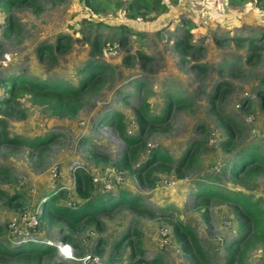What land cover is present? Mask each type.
Listing matches in <instances>:
<instances>
[{
  "label": "rangeland",
  "instance_id": "rangeland-1",
  "mask_svg": "<svg viewBox=\"0 0 264 264\" xmlns=\"http://www.w3.org/2000/svg\"><path fill=\"white\" fill-rule=\"evenodd\" d=\"M163 1L166 12L144 22L125 20L120 10L108 13L110 18L92 14L80 0H35L13 4L6 11L0 8V79L21 74L38 81H75V68L89 55L86 32L94 34L81 24L82 18L111 19L142 33L141 37L131 31L125 33L122 43L113 30L97 28V37L106 45L95 57L112 67L113 74L96 92L83 96L74 117L51 115L33 102V92L21 89L9 108L0 104V129L6 137L17 136L25 141L47 136V141L35 148L24 142L9 145L0 141V244L14 248L35 239L53 247L38 262L0 255V264H80L76 260L87 255H93L101 264H152L154 257L163 264H203L176 239L172 233L175 223L192 230L205 264H264V235L255 234L244 215L228 202L215 196L201 198L195 190V183L203 182L223 192L245 193L263 211L264 227V166L239 182L222 172L248 143H259L264 148V103L260 104L255 94L264 90L260 83L264 77V44L253 51L247 44L227 40L230 36L242 38L264 32V9L249 1L234 5L228 0ZM180 17L189 20L190 42L200 47L198 51L187 50L181 57L173 46L180 34V27H176ZM7 20L10 30L3 34ZM59 34L71 37L70 48L56 52L52 59L44 53L38 57L37 45L53 44ZM137 50L148 59L133 57ZM196 65L204 66L203 72ZM141 81L151 90L149 93L138 87ZM218 83L225 92L220 99V95L212 99L210 95ZM4 85L0 83V98L7 97ZM173 93L184 102L172 98L163 114L164 99ZM141 99L146 100L148 113L160 119L154 122L152 132L142 135L144 146L132 164L141 165L149 148L160 147L169 152L174 165L189 145L196 148V159L190 167L180 169V178L173 171L160 173L150 185L138 182L133 173L117 174L114 168L125 143L110 125L108 115L121 113L125 134L137 135L132 110ZM223 116L235 124L228 153L219 147L224 138L219 121L227 118L218 119ZM91 150L104 159L94 165L88 155ZM83 167L88 172L97 171L100 179L107 178L102 182L138 195L141 206H119L100 218L103 224L99 227L85 223L74 231L62 222L48 224L38 217L34 226L22 222L23 213L40 214L39 197L52 186L59 185L66 191L63 203L72 202V172ZM95 188L96 194H101L100 185ZM63 235L71 237V243L66 244L72 259L64 258L56 249L63 243ZM239 238L240 249L231 256L227 247L235 246Z\"/></svg>",
  "mask_w": 264,
  "mask_h": 264
},
{
  "label": "trees",
  "instance_id": "trees-1",
  "mask_svg": "<svg viewBox=\"0 0 264 264\" xmlns=\"http://www.w3.org/2000/svg\"><path fill=\"white\" fill-rule=\"evenodd\" d=\"M53 1L58 3L61 0ZM246 1L251 2L252 5L258 9H264V0H228V3L234 5L235 3H243ZM33 2H35V0H0V8L6 11L13 4ZM80 2L81 5L92 14L108 16V18H110L111 15H108V13L120 10L123 19L130 21L139 20L144 22L152 20L158 15L165 13L167 10V5L163 0H80ZM82 19L84 21H82L81 24H84L87 30H92L94 34L92 35L90 31L86 32L88 34L87 44H89V55L86 59L82 60L77 68H75L76 80L66 81L60 78H52L51 80L44 79L38 81L34 80V78L24 77L21 74L8 75L4 79H0V83L5 82L3 87L5 90L4 92L7 94L6 98H0V104L5 103V107L9 108V102L17 96V92L21 89V92H33V102L42 105L53 116L58 118H70L77 114L82 106L81 100L83 96L96 92L113 74L112 67L95 57V55L102 50L103 46L106 45L97 37V28L103 26L113 30L112 34L120 36L118 42L122 43L125 42V33L130 31L131 33L134 32L125 24L115 23L111 19ZM178 22L179 24L176 27H180V34H178V37L173 41V46L179 57L185 55L186 51L192 48L198 51L200 47H194L190 42L191 33L188 29L189 20L180 17ZM9 30L10 21L7 20L3 28V34H6ZM134 33L139 37L142 35L140 32ZM227 40L241 45L247 44L250 50L255 51L260 49L264 44V32L242 38L230 36ZM218 43H221V40ZM70 46L71 37L68 34H59L56 36L53 44L39 43L36 47V53L38 57H40L41 53H44L43 56H46L47 59H52L56 52H65ZM128 57L129 56L125 57L124 61H127ZM133 57L141 61L148 59L140 50H137ZM195 67L198 71L203 72L204 66L196 65ZM260 83L264 85V77L261 79ZM137 84L138 87L145 86L142 81ZM221 85L222 83H218L214 86L210 98H216L218 95H220L218 99L221 98L225 92V89H223ZM144 90L146 93L151 91L145 87ZM255 94L258 95L260 104L264 103V90H258ZM172 98L177 101L184 100L176 93L172 95L168 94L164 99L165 112L163 114H166L169 106H171ZM140 101V105L132 110L136 123L137 135L125 134V131H123V115L121 113L112 112L108 115L110 125H114L125 143V149L120 158L113 163L114 168L121 172L133 173L138 182H147L150 185H152L155 178L156 180L158 179V174L160 173H170L173 171L174 176L180 178V169L190 167L196 159V148L191 149L189 145L178 156L174 165L173 158L169 152L160 147L149 148V153L146 154V158L141 165L132 164L137 158L138 151L144 146L142 135L152 132V130L155 129L154 122L160 119L158 116L155 118V116L148 113V104L145 99H141ZM161 117L163 118V116ZM226 118V116H223L218 120ZM219 124L223 129L224 135V138L219 141V147L223 152L228 153L230 147L233 146L235 124L229 118L224 121H219ZM27 139L29 140L23 141V139L17 136L8 138L6 137V133L0 129V141H2V144L18 145L24 142L28 146L35 148L41 146L43 142L45 143L47 141V136H36L35 138ZM98 154L99 153L95 150L88 152L89 158L94 165L99 162L98 159H104L100 158ZM172 166L175 167L173 168ZM261 166H264V148H262L259 143H248V145L237 152L234 161L227 163L223 167L222 172L225 173L226 171L233 182H239L242 179L250 178L257 174ZM72 178V191L75 194V199H72L73 203L70 205L63 203V199L66 198V191L57 185L55 186L56 188L45 192L39 197L37 206L40 207V214L38 215V220L40 219V221H45L48 224L62 222L68 226L70 231H74L76 227L79 229L85 223L99 227L103 224L100 218L119 206L130 208L141 206L140 197L135 194L131 195L125 189L119 188L120 190L117 189L114 192L100 191L101 194H96L95 191H97V188H95V185L91 182L90 172H88L86 168L75 169L72 172ZM195 185L196 194L199 197L207 198L215 196L228 202L244 215L245 220L250 224V227L253 228L255 234L259 232L264 235V227H262L263 211L259 208L254 199L249 198L245 193H241L240 191L223 192L221 188L211 184H204L203 182L195 183ZM247 232L248 231H246L245 234H247ZM172 233L175 235L176 239L182 242L183 249L192 251L193 255L201 263L205 264L203 258L204 253L189 227L181 225L180 223H175L172 227ZM126 235L127 234H124V236ZM241 238L236 241L235 246L230 247L229 245L227 247L231 256L236 254L237 248L240 249L238 245L241 243ZM61 241L71 243L70 235H63ZM52 251V246L41 245L39 242L32 240L26 241L14 248L0 244V255H4L8 258H17L22 261L38 262L43 254H48ZM95 251L97 250L95 249ZM151 262L152 264H163L159 257H154ZM139 263L140 262H127L124 264Z\"/></svg>",
  "mask_w": 264,
  "mask_h": 264
},
{
  "label": "built area",
  "instance_id": "built-area-1",
  "mask_svg": "<svg viewBox=\"0 0 264 264\" xmlns=\"http://www.w3.org/2000/svg\"><path fill=\"white\" fill-rule=\"evenodd\" d=\"M4 57L7 59L6 56H4ZM9 59H10V57L7 60H9ZM261 136L264 137V134H262ZM115 170H116L117 174H122V172L120 170H117L116 168H115ZM90 176H91V182L94 185H96V184L100 185V187H101L100 191L114 192L118 189L111 182H107V183L102 182L104 180H107V178L100 179L98 177L97 171L90 172ZM115 181L118 182V179H115ZM54 187L55 186H52L51 188L53 189ZM71 189L73 190V182L71 183ZM70 202H71V199L69 200V202L66 205H70L73 203V202H71V203ZM37 217L38 216H36L35 214L34 215H28L26 213H23L21 220H22V222H24L28 226H34L35 224H37ZM31 240L37 241L35 239L34 240L31 239ZM56 249L58 250L59 254L61 256H63L64 258H69V259L73 258L71 248L69 245L66 244V242H63V243H60L59 245H56ZM65 249L67 251H65ZM76 261L79 262L80 264H101L100 261H98L97 258L94 257L93 255L83 256V257L77 259Z\"/></svg>",
  "mask_w": 264,
  "mask_h": 264
},
{
  "label": "snow or ice",
  "instance_id": "snow-or-ice-1",
  "mask_svg": "<svg viewBox=\"0 0 264 264\" xmlns=\"http://www.w3.org/2000/svg\"><path fill=\"white\" fill-rule=\"evenodd\" d=\"M65 251H67V250L65 249Z\"/></svg>",
  "mask_w": 264,
  "mask_h": 264
}]
</instances>
